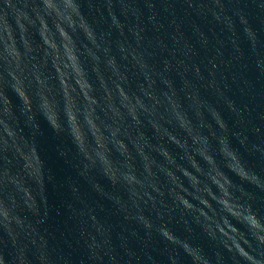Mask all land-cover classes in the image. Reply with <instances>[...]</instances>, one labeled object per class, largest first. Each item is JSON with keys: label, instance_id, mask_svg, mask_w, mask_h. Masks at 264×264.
I'll return each mask as SVG.
<instances>
[{"label": "water", "instance_id": "water-1", "mask_svg": "<svg viewBox=\"0 0 264 264\" xmlns=\"http://www.w3.org/2000/svg\"><path fill=\"white\" fill-rule=\"evenodd\" d=\"M0 264H264V0H0Z\"/></svg>", "mask_w": 264, "mask_h": 264}]
</instances>
